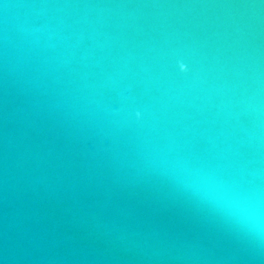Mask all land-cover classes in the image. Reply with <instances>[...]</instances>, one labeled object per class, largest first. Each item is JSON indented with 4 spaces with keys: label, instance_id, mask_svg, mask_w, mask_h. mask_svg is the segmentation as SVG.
Instances as JSON below:
<instances>
[{
    "label": "water",
    "instance_id": "95a60500",
    "mask_svg": "<svg viewBox=\"0 0 264 264\" xmlns=\"http://www.w3.org/2000/svg\"><path fill=\"white\" fill-rule=\"evenodd\" d=\"M0 264H264V0H0Z\"/></svg>",
    "mask_w": 264,
    "mask_h": 264
}]
</instances>
